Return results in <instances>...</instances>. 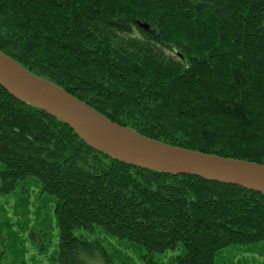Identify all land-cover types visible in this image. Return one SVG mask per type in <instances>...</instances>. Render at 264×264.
I'll use <instances>...</instances> for the list:
<instances>
[{
	"label": "trees",
	"instance_id": "1",
	"mask_svg": "<svg viewBox=\"0 0 264 264\" xmlns=\"http://www.w3.org/2000/svg\"><path fill=\"white\" fill-rule=\"evenodd\" d=\"M0 49L147 137L264 164V0H0ZM31 179L55 198L61 264H119L79 229L146 264L264 243L263 194L116 160L0 85V193Z\"/></svg>",
	"mask_w": 264,
	"mask_h": 264
},
{
	"label": "water",
	"instance_id": "2",
	"mask_svg": "<svg viewBox=\"0 0 264 264\" xmlns=\"http://www.w3.org/2000/svg\"><path fill=\"white\" fill-rule=\"evenodd\" d=\"M0 85L15 98L62 120L90 147L116 160L154 171L234 184L264 195V164L147 137L112 121L62 87L33 74L1 49Z\"/></svg>",
	"mask_w": 264,
	"mask_h": 264
},
{
	"label": "rangeland",
	"instance_id": "3",
	"mask_svg": "<svg viewBox=\"0 0 264 264\" xmlns=\"http://www.w3.org/2000/svg\"><path fill=\"white\" fill-rule=\"evenodd\" d=\"M0 252L2 264H61L58 260L60 243L59 225L55 214V198L42 193L39 185L31 179L9 195L0 193ZM77 235L99 239L109 254L119 264H146L138 250L131 244L108 235L98 228L95 232L76 230ZM246 247L226 251L216 264H264V243L259 250ZM262 250V251H261ZM180 251L157 254L163 264H175Z\"/></svg>",
	"mask_w": 264,
	"mask_h": 264
}]
</instances>
